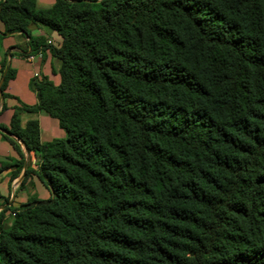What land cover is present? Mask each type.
<instances>
[{"label":"trees","instance_id":"obj_1","mask_svg":"<svg viewBox=\"0 0 264 264\" xmlns=\"http://www.w3.org/2000/svg\"><path fill=\"white\" fill-rule=\"evenodd\" d=\"M0 21L61 61L0 124L50 192L0 211V264H264V0H1Z\"/></svg>","mask_w":264,"mask_h":264},{"label":"crops","instance_id":"obj_2","mask_svg":"<svg viewBox=\"0 0 264 264\" xmlns=\"http://www.w3.org/2000/svg\"><path fill=\"white\" fill-rule=\"evenodd\" d=\"M1 1V0H0ZM55 0H37L42 7H50ZM46 4V5H43ZM0 30H4V25L0 21ZM31 33L34 36H44L48 38V43H58L60 37L56 32H46L43 25H32ZM29 38L21 33L7 35L0 45V82H2L4 73L1 70V61L7 56V63L15 70V76L12 78L5 89L7 97H4L3 104L6 109L0 113V124L9 125L14 109L21 103L35 105L38 102L37 93L31 87V80L34 77L46 76L55 84L60 82L59 68L61 61L54 56L49 49L45 51H31L28 44ZM24 81V88L20 87L21 81ZM39 120L41 127V139L51 141L57 137H64L65 130L59 125V122L44 112H23L22 121ZM0 129V211L7 206H19L31 197L46 199L50 192L37 176L29 177L23 184L26 169L28 166L37 168L38 157L31 151L28 152L23 143L19 142L21 153L15 149L13 144L2 136ZM24 160L19 173L12 177V174L18 169L16 166L3 167V164H14L16 160ZM33 190L28 191L26 186ZM36 191V192H35ZM6 220L11 219L10 214L5 213Z\"/></svg>","mask_w":264,"mask_h":264},{"label":"water","instance_id":"obj_3","mask_svg":"<svg viewBox=\"0 0 264 264\" xmlns=\"http://www.w3.org/2000/svg\"><path fill=\"white\" fill-rule=\"evenodd\" d=\"M4 75H5V72H4ZM4 75H3L2 82L4 80ZM2 82H0V107H1V103L3 102V99H4L3 91H2V88H1ZM2 131L5 132L6 134L12 136V134L10 132H8V131H5V130H2ZM18 142H21V141L18 140Z\"/></svg>","mask_w":264,"mask_h":264},{"label":"rangeland","instance_id":"obj_4","mask_svg":"<svg viewBox=\"0 0 264 264\" xmlns=\"http://www.w3.org/2000/svg\"><path fill=\"white\" fill-rule=\"evenodd\" d=\"M43 5H46V4H43ZM46 7H48V6H46ZM44 28H45V30H47L46 32H48V34H49V32H51L47 27H45V26H43ZM31 84V83H30ZM20 87L23 89L24 88V81L22 80L21 81V83H20ZM26 189H28V191H30V190H33V188L31 189L30 188V185L29 186H26ZM34 191V190H33ZM36 192V191H35Z\"/></svg>","mask_w":264,"mask_h":264}]
</instances>
